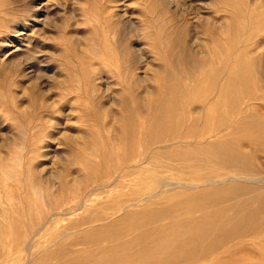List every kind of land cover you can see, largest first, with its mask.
<instances>
[{
	"label": "bare ground",
	"instance_id": "6f19581e",
	"mask_svg": "<svg viewBox=\"0 0 264 264\" xmlns=\"http://www.w3.org/2000/svg\"><path fill=\"white\" fill-rule=\"evenodd\" d=\"M179 27L171 21L159 27L154 39L164 63L153 71L162 75L163 88L143 90L155 103L147 104L149 110L144 113L148 124L142 131L129 123L110 138L122 146L121 159L111 171L104 167L103 176L109 177L96 184L93 192L122 187L126 177L141 187L115 194L108 213L88 208L61 227L57 225L62 219L83 210L89 191L71 208L59 210L54 207L57 204L48 203L42 219L38 208L22 203L14 213L22 211L24 215L19 216L28 217L30 222L11 232L15 231L17 249L13 254L3 253L0 264H264V163L258 158L264 154V106L256 105H264V93L257 91L260 79L255 76L260 62L257 55L264 47V18L262 24L237 36L236 47L233 44L218 53L220 43L212 41L219 57L214 68L193 62L195 47L202 43L193 35L190 41L182 42L179 36L184 31ZM217 34L212 37L220 36ZM122 42L120 38L116 41L118 49ZM181 77L194 85L185 84ZM143 80L138 76L135 82ZM131 88L126 89L128 93L134 92ZM145 94L135 95L143 100ZM184 102L190 106L186 108ZM114 121L123 118L115 115ZM138 138L146 145L140 154L134 146ZM107 153L105 157L113 155L112 151ZM161 159L176 164H162ZM157 171L172 178L153 177Z\"/></svg>",
	"mask_w": 264,
	"mask_h": 264
},
{
	"label": "rangeland",
	"instance_id": "374dc122",
	"mask_svg": "<svg viewBox=\"0 0 264 264\" xmlns=\"http://www.w3.org/2000/svg\"><path fill=\"white\" fill-rule=\"evenodd\" d=\"M202 1L0 0V260L4 257L3 253L15 252L14 233L30 222L28 217H20L22 211L14 213L22 203L33 206L35 210L38 208L42 219L46 217L44 210L48 203L57 204L54 207L59 210L71 208L89 193L83 210L79 209L62 219L57 225L61 227L88 208L110 212L108 205L115 203V194L129 193L132 188L141 187L133 184L132 177H126L122 187L93 192L96 184L109 177L103 176L104 167L107 165L111 171L121 159L122 146L111 142L110 138L129 123L142 131V127L148 124L144 113L149 110L147 104L155 103L153 96L144 91L163 88L160 87L163 86L162 75L153 71L164 63L154 39L159 27L165 26L168 21L177 23L184 31L179 36L182 42L196 36L202 46L195 47V55L191 59L204 67L214 68L219 57L212 41L220 43L218 53L230 49L233 44L236 47L238 43L234 41L237 36L262 24L264 18V0ZM244 5H248L249 9ZM13 29L18 31L13 32ZM212 34L220 36L212 37ZM119 38L123 41L120 49L116 46ZM176 43L171 50H176ZM106 46L108 51H105L108 49ZM259 52L257 57L260 62L255 76L260 79L257 91L264 93V47ZM136 58L139 64L135 62ZM132 76L134 79H131ZM138 76L142 80L145 78L141 84L135 82ZM181 81L189 86L195 83L182 77ZM129 88L134 91L133 94L127 92ZM100 90L103 94L99 93ZM140 92L145 94L143 100L136 98L135 94ZM256 105L264 106L261 102H256ZM184 106L189 107V102H184ZM115 115L122 117L124 122L114 121ZM90 131L98 132L97 137ZM135 141L137 144L134 146L140 154L146 145L139 138ZM108 150L113 153L111 157H105ZM258 158L264 163L263 153L258 154ZM160 162L176 164L167 159ZM158 176L172 178L169 173L160 171L153 177Z\"/></svg>",
	"mask_w": 264,
	"mask_h": 264
}]
</instances>
